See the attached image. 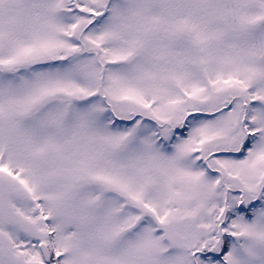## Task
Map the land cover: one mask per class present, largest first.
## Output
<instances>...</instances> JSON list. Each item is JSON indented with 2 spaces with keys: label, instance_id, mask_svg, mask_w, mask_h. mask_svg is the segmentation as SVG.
<instances>
[{
  "label": "snow or ice",
  "instance_id": "snow-or-ice-1",
  "mask_svg": "<svg viewBox=\"0 0 264 264\" xmlns=\"http://www.w3.org/2000/svg\"><path fill=\"white\" fill-rule=\"evenodd\" d=\"M0 264H264V0H0Z\"/></svg>",
  "mask_w": 264,
  "mask_h": 264
}]
</instances>
